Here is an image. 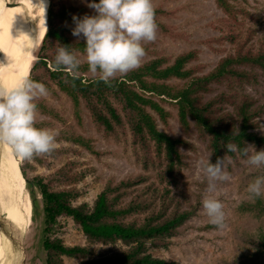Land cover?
I'll return each instance as SVG.
<instances>
[{"label": "rangeland", "instance_id": "rangeland-1", "mask_svg": "<svg viewBox=\"0 0 264 264\" xmlns=\"http://www.w3.org/2000/svg\"><path fill=\"white\" fill-rule=\"evenodd\" d=\"M5 10L10 15L19 9V0H3ZM30 12L31 32L27 36L24 29L14 23L16 31L26 34L28 45L27 64L29 76L32 63L37 59V52L45 34L44 10L46 6L55 10L61 7L67 10L69 19L66 24L69 28L71 41L84 40L72 35L74 27L73 15L82 17L94 15L95 10L87 6V0H35ZM153 6L161 5L166 9H174L173 15L163 18V21L173 25L177 30L188 33L189 39H173L163 35L157 30V38L151 42L150 47L159 55L175 56L189 49L198 48L196 62L204 64V71L211 69L224 52H214L200 39L221 33V17L223 13L216 7L213 0H152ZM238 7L248 10L253 19L242 18V30L250 27L255 29L252 40L253 47L264 33V0H234ZM44 5V9L42 7ZM13 21V20H12ZM245 34V33H243ZM145 43V42H144ZM222 46L229 48L230 44ZM82 62L85 53L74 52ZM148 57L142 58L143 62ZM43 74V70L36 72ZM79 74H82L79 72ZM84 79L98 77L89 69L83 71ZM44 76V74H43ZM0 80L3 88L12 85L9 62L0 48ZM47 95L38 97L34 103L44 105L37 108L36 126L47 129H58L56 138V153L35 155L30 160H21L12 152L11 161L17 160L18 170L24 182L18 204L12 209L4 211V215L12 220L24 234L25 263L45 264L46 255L41 245L43 215L40 194L32 183L38 176L53 182V188L64 190L69 194L73 205L86 203L93 204L98 193L106 185H114L120 181L143 176L145 179L138 185L126 187L121 196V203L126 205L130 201L147 204V208L128 215L124 220L140 224L147 215L156 214L160 209L161 197L164 193L169 195L166 200L168 213L177 208L193 211L192 215L184 221L177 232L167 238V246H153L147 244V251L156 257L180 264H262L257 256L261 239L264 236V196L250 199L246 189L248 184L257 176L264 175V166L257 168L246 163V157L236 155L225 159V170L230 176L229 181L218 182L217 193L224 205L225 227L219 229L208 222L202 208V198L205 194L207 181L197 167L200 159L209 155L207 140L202 138L192 121L189 127L179 123L177 110L168 100H157L169 112L167 124H163L158 116L155 117L157 127L173 137L185 139L187 145L180 147L183 155L180 165L174 167L172 179L161 182L158 170L165 161L150 164L145 168L141 160V151L134 145L131 132L124 124L123 130L114 134H104L92 121L88 110L83 103L79 106V117L74 114L69 98L54 83L45 85ZM244 92L264 105V79L253 85H245ZM39 104V105H40ZM120 108L118 104H115ZM260 132H264V114L261 116ZM249 149L251 146H248ZM231 161L229 163L228 161ZM34 193L36 200L33 208L30 193ZM54 236L60 238L66 245L87 246L91 249L90 258L107 257L121 253L129 248L128 244L120 241L100 242L86 238L79 226L70 217H60L55 226ZM10 244L0 230V263L8 264L10 259ZM82 258L61 257L60 264H77Z\"/></svg>", "mask_w": 264, "mask_h": 264}, {"label": "trees", "instance_id": "trees-1", "mask_svg": "<svg viewBox=\"0 0 264 264\" xmlns=\"http://www.w3.org/2000/svg\"><path fill=\"white\" fill-rule=\"evenodd\" d=\"M223 13L221 33L200 39L214 52H224L216 64L204 71V64L196 62L198 48L186 49L171 57L159 55L150 47L151 42L143 43L148 58L139 68L126 75L118 76L105 84L98 77L84 79L83 71L88 65L82 62L73 77L64 69L54 66V58L60 45L72 52L84 53V40L72 42L66 21L67 10L46 6L44 10L45 34L32 63L29 77L47 85L54 83L69 98L74 114L79 117L82 102L94 124L104 134H114L123 130L124 124L131 132L134 145L141 151L145 168L150 164L164 166L158 170L161 182L172 179L174 167L182 163L180 147L187 145L185 139L173 137L157 127L153 111L163 124H167L166 111L157 100L170 101L177 110L179 123L187 129L192 121L198 134L207 140L210 162L218 158L242 156L240 151L230 152L225 147L234 143L238 149L252 145L256 150L264 149V132H260L264 105L244 92L245 85H253L264 79V33L253 47L255 29L242 30V18L253 19L252 14L238 7L234 0H213ZM157 30L173 39H189L184 30H177L165 21L174 13L161 5L153 6ZM245 33V34H243ZM229 43V48L222 46ZM43 74H37L39 70ZM82 73V74H79ZM40 104V103H39ZM37 105L40 108L44 105ZM118 104L120 108H117ZM56 153V148L52 151ZM145 178L136 176L114 185H106L96 196L93 204L73 205L69 194L54 189L53 182L38 176L32 183L40 194L43 215L41 245L45 252V264H60L61 257L82 258L77 264H180L151 255L147 244L167 246V238L177 232V228L193 213L190 210L173 208L168 213L167 193L161 197L160 209L156 214L146 215L140 224L126 222L124 219L147 204L130 201L124 205L121 196L126 187L140 184ZM28 189L35 209L34 193ZM25 190V189H24ZM24 193V191H23ZM60 217H70L80 227L82 233L92 241L116 242L129 245L125 251L107 257L90 258L91 249L87 246L66 245L54 236L55 226ZM257 256L264 264V236L261 239Z\"/></svg>", "mask_w": 264, "mask_h": 264}, {"label": "clouds", "instance_id": "clouds-1", "mask_svg": "<svg viewBox=\"0 0 264 264\" xmlns=\"http://www.w3.org/2000/svg\"><path fill=\"white\" fill-rule=\"evenodd\" d=\"M94 15H73L72 35L84 38L85 61L89 71L100 81L110 83L140 67L146 55L144 42L157 38V24L152 0H87ZM44 9V5L42 4ZM54 66L62 68L73 77L81 66L78 56L68 47L60 45L54 58ZM47 95L43 83L22 75L10 87L0 88V141L10 145L13 153L22 161L35 155L49 154L56 146L58 129L36 126L38 97ZM242 150L234 143L225 147L230 152L240 151L246 163L257 168L264 166V149L252 145ZM210 155L200 159L197 167L206 178L207 187L202 198V208L208 222L219 229L225 227L224 205L217 193L218 182L229 181L225 160L210 162ZM231 163V161H228ZM250 199L264 196V175L257 176L246 189Z\"/></svg>", "mask_w": 264, "mask_h": 264}, {"label": "bare ground", "instance_id": "bare-ground-1", "mask_svg": "<svg viewBox=\"0 0 264 264\" xmlns=\"http://www.w3.org/2000/svg\"><path fill=\"white\" fill-rule=\"evenodd\" d=\"M33 1L35 0H19V9L11 15L12 21L8 15L9 12L5 10L4 1L0 0V48L9 62L12 84L22 75H26L29 70L26 34L16 31L13 24L15 23L18 28L26 30L27 36L30 34V12ZM12 152L10 145L2 141L0 151V204L3 212L18 204L17 202L24 190V182L18 170L17 160L11 161Z\"/></svg>", "mask_w": 264, "mask_h": 264}, {"label": "water", "instance_id": "water-1", "mask_svg": "<svg viewBox=\"0 0 264 264\" xmlns=\"http://www.w3.org/2000/svg\"><path fill=\"white\" fill-rule=\"evenodd\" d=\"M0 88H3V83L0 80ZM0 141V151H1ZM0 230L8 239L10 244V256L8 264H24L25 263V248H24V232L12 220L8 219L0 204Z\"/></svg>", "mask_w": 264, "mask_h": 264}]
</instances>
